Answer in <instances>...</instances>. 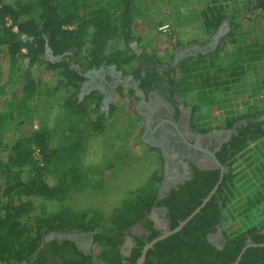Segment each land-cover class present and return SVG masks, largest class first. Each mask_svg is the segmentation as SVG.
<instances>
[{"label": "trees", "instance_id": "16d2710c", "mask_svg": "<svg viewBox=\"0 0 264 264\" xmlns=\"http://www.w3.org/2000/svg\"><path fill=\"white\" fill-rule=\"evenodd\" d=\"M221 1L201 11L209 36L230 17ZM250 3L255 11L264 12V0ZM138 12L137 0H0V45L7 46L11 60L16 63L26 51L30 66L55 74L60 83L71 88L64 101L67 126L59 133L40 126L8 141L0 128V173L6 179L3 194L0 188V264H32L31 259L41 254L44 246H50L48 235L72 232L93 235L98 253L78 263L63 259V264H137L144 246L163 232L148 218L151 211L165 207L167 227L174 229L219 182L220 168L192 164L189 179L172 186L162 197L159 190L165 173L160 168L146 184L132 191L109 218L96 208L75 210L62 206L53 212L44 209L52 198L85 186L87 177L80 160L87 151L89 136L103 132L110 119L111 109L89 121V100L95 98V107L100 110L104 98L97 89L81 96L85 74L90 70L115 65L124 75H130L146 96L165 80L168 99L178 113L188 111L189 123L195 128L202 105L219 104L218 108H224L221 103L231 100V82L264 67V63L258 64L263 60L257 44L247 50L246 62L235 68L219 63L220 47L171 66L156 51L144 50L143 40L134 30ZM114 41H121L126 49L110 52ZM133 43L142 53H137ZM48 49L60 59H52ZM176 68L181 73L177 79L172 75ZM33 73L30 68L24 73V98L18 105L22 123L33 116L31 102L41 92ZM235 76L239 77L232 78ZM250 110L230 111L236 116L223 126L233 129L242 121L215 153L227 170L212 198L179 232L156 243L144 264H234L249 240L264 243V119L259 120V114ZM261 111L264 113V109ZM209 131L210 128L199 130ZM35 148L40 159L34 155ZM150 149L160 151L157 147ZM7 150L10 154L5 163L1 155ZM37 210H41L40 214L31 217ZM140 223L145 232L132 236L134 246L126 256L122 253L126 237ZM219 228L224 240L222 248L208 240ZM238 264H264V246L247 247Z\"/></svg>", "mask_w": 264, "mask_h": 264}, {"label": "rangeland", "instance_id": "374dc122", "mask_svg": "<svg viewBox=\"0 0 264 264\" xmlns=\"http://www.w3.org/2000/svg\"><path fill=\"white\" fill-rule=\"evenodd\" d=\"M215 1L137 0L139 12L134 29L143 40L144 50L156 51L166 62L176 67L183 59L200 53L205 54L220 47L219 63L227 68H235L246 62L247 50L257 44L256 47L261 50L260 56L263 60L258 64L264 63V12L252 9L251 0H220L230 17L213 36H209L203 25L201 11ZM167 24L168 29H163ZM216 34H219L217 43ZM132 46L137 53H142L143 50L139 49L136 43ZM109 49L112 52L114 49L125 50L126 47L121 41H114ZM36 67L30 66L26 51H23L14 63L7 46L0 45V128L4 139L8 141L28 135L40 126L51 128L55 134L67 126L68 111L64 107V101L71 88L60 83L55 74L42 72ZM27 68L34 71L41 92L31 102L30 109L34 111L33 116L22 123V118L18 116L20 115L18 105L24 98V73ZM164 68L167 71L170 67L168 65ZM164 68L160 71L164 72ZM257 69L256 73L249 77L245 76L244 79L243 76L232 77L238 79L231 82L229 88L231 100L221 103L225 104L224 108L223 106L218 108L219 104L202 105L196 114L198 118L195 120V128L191 129L193 134L196 135L201 128H210L209 132L216 134L220 130H229L223 126L227 125L229 118L236 116L231 112L248 108H251L250 112L259 114V120L264 119V113L261 111L264 109V67ZM119 72L108 66L94 73H87L81 96L95 89L104 92L100 110L95 107V98L89 100V121L95 119L104 110L111 109L110 123L103 132L89 136L87 151L80 160L82 172L87 177L85 186L65 196L61 195L47 201L44 205L46 212L57 211L62 206L75 210L96 208L109 218L132 191L146 184L156 170L163 168L167 176L160 186V196L174 186L175 182L169 177L172 174H181V163L178 160L166 153L150 149L156 146L146 140V134H143L144 123L139 114L145 110L139 103L143 96L138 92L139 88L134 79L128 74H119ZM172 75L176 79L181 77L177 68ZM116 78L117 82H114ZM131 89H134L135 93H132ZM187 112L186 116H188ZM241 123L242 121H239L236 125ZM218 135L223 140L228 137L226 131ZM9 154L10 151L7 150L1 155L5 163ZM199 165L203 168H211L214 167V161L206 157ZM25 176H27L26 172ZM5 181V176L0 173L1 194L5 189ZM40 211L33 212L31 217L40 214ZM148 218L161 230L168 226L167 215L162 208H155ZM144 232L142 223L136 225L130 230L127 241L132 239V236ZM71 234L76 239L92 242V250L97 255L98 247L93 242V235L77 232ZM46 238L48 239V236ZM210 239L218 242L221 238L216 233L211 234Z\"/></svg>", "mask_w": 264, "mask_h": 264}, {"label": "flooded vegetation", "instance_id": "af4514ba", "mask_svg": "<svg viewBox=\"0 0 264 264\" xmlns=\"http://www.w3.org/2000/svg\"><path fill=\"white\" fill-rule=\"evenodd\" d=\"M114 82H117V78ZM166 85L167 82L163 80L160 82L159 88L151 91L144 98H140V106L145 110L139 114L144 123L143 134H146V140L159 148L161 153H166L181 163V174H172L169 177L170 180L175 182L174 185H176L189 179L193 172L192 164L201 167L199 163L202 162L206 154L197 145L216 153L221 148L222 145L220 146V144H223L224 140L219 138L218 133L196 132V135L193 134L189 117L182 111L178 113L175 105L168 99L170 93L166 90ZM238 126L235 125L231 129L233 130L232 134ZM206 157L208 156L206 155ZM154 227L156 226L154 225ZM56 239L58 243L55 244L54 241ZM66 240L69 243H65L64 241ZM208 240L218 248H222L224 240L220 239L218 242L212 241L210 235L208 236ZM46 241L51 243L49 244L50 246H44V251L41 254H36L31 259L32 264H63V259L68 263H78L94 255L91 247L92 242H85L73 236H64L62 238L55 236L49 239L46 238ZM133 246L134 242L131 239V248L128 247V249L130 248L131 250Z\"/></svg>", "mask_w": 264, "mask_h": 264}, {"label": "water", "instance_id": "95a60500", "mask_svg": "<svg viewBox=\"0 0 264 264\" xmlns=\"http://www.w3.org/2000/svg\"><path fill=\"white\" fill-rule=\"evenodd\" d=\"M218 38H219V34H216L215 35V39H216V43L218 42ZM48 54L49 56L52 58V59H60V58H55L53 56V53L50 49H48ZM114 70H116V66H112ZM102 69V67L100 68ZM99 69H93V70H90L89 72H96L98 71ZM122 72L120 71L119 74H121ZM85 76L87 77L88 74L86 73ZM136 86L138 87V84L136 83ZM138 92L140 94H142L143 98L145 96L144 92L141 90V89H138ZM223 131H226L228 133V137L226 139H224V142L228 141L230 138H231V134L233 132V130L229 129V130H220L218 131L217 133L218 134H221ZM222 145V143L220 144V146ZM209 158H211L213 161H214V168H220L221 169V175H220V179H219V182L215 185V187L211 190V192L209 193V195L204 198L202 204H200L186 219L182 220L179 225L177 227H175L174 229H169L168 227L165 228L164 230H162L163 232L156 238L152 239L151 241H149L143 248L142 250V254L141 256L138 258L137 260V264H144L145 260H146V256H147V253L150 249H152L156 243H158L159 241L167 238L168 236L174 234V233H177L179 232L197 213H199L201 211V209L206 205V203L212 198V196L214 195V193L216 192L217 188H218V185L219 183L222 181V178H223V175H224V172L227 170V168L225 166L222 165V163L220 162V160L217 158L216 154L214 151L212 150H209L207 148H204V147H201L199 145H197ZM219 146V147H220ZM206 155H205V158H206ZM166 177V176H165ZM170 188L167 189V191H169ZM164 196V195H163ZM162 196V197H163ZM157 208H162L166 213H167V209L165 207H157ZM155 209V208H154ZM153 209V210H154ZM152 210V211H153ZM151 211V212H152ZM148 217H150V214L148 215ZM218 234L220 235V238L223 240V236H222V231L221 229L219 228L218 230ZM55 236H59L60 238L64 237V236H72L71 233H68V234H63V233H51L50 235H48V239L51 238V237H55ZM93 242H94V238H93ZM257 245H260V246H264V243H261V244H257V243H253L251 240L248 241L247 245L242 249V251L240 252V254L238 255L236 261L234 262V264H238L239 261L241 260V257L243 255V253L245 252V250L247 249V247L249 246H257ZM127 247H130L131 248V239H128L127 241V237H126V241L122 247V253L126 256H128L130 254V248L128 249ZM127 248V249H126Z\"/></svg>", "mask_w": 264, "mask_h": 264}, {"label": "built area", "instance_id": "2783aa9c", "mask_svg": "<svg viewBox=\"0 0 264 264\" xmlns=\"http://www.w3.org/2000/svg\"><path fill=\"white\" fill-rule=\"evenodd\" d=\"M9 24H11V20H9ZM168 24L167 25H165L164 27H163V29H168ZM16 29V28H15ZM34 155H35V157L37 158V159H40V157H39V153H38V149L37 148H35V153H34Z\"/></svg>", "mask_w": 264, "mask_h": 264}, {"label": "crops", "instance_id": "0c3cea01", "mask_svg": "<svg viewBox=\"0 0 264 264\" xmlns=\"http://www.w3.org/2000/svg\"><path fill=\"white\" fill-rule=\"evenodd\" d=\"M135 30V29H134ZM137 45V44H136ZM94 73V72H93ZM101 81V80H100ZM105 82V81H104ZM102 94H104V92L103 91H101V90H99ZM109 123H110V119H109V122H108V125L107 126H109Z\"/></svg>", "mask_w": 264, "mask_h": 264}]
</instances>
